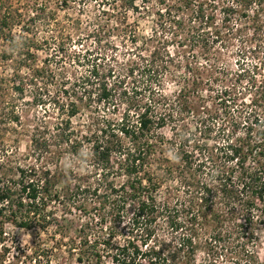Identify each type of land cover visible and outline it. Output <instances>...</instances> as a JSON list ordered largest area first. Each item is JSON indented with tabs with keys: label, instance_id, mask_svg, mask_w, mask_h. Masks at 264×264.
I'll use <instances>...</instances> for the list:
<instances>
[{
	"label": "trees",
	"instance_id": "trees-1",
	"mask_svg": "<svg viewBox=\"0 0 264 264\" xmlns=\"http://www.w3.org/2000/svg\"><path fill=\"white\" fill-rule=\"evenodd\" d=\"M97 3L92 34L119 30L127 50L69 87L49 56L38 65L43 46L33 34L49 17L37 10L22 22L0 8V62L10 72L0 97L27 94L44 110L29 135L40 164L11 177L0 162V242L9 225L58 232L55 250L64 247L63 262L75 264H264V0ZM248 29L254 46L239 50L237 71L207 58ZM5 105L3 118L25 128L24 110ZM89 109L93 120L76 129ZM25 256L47 257L39 246Z\"/></svg>",
	"mask_w": 264,
	"mask_h": 264
},
{
	"label": "rangeland",
	"instance_id": "rangeland-1",
	"mask_svg": "<svg viewBox=\"0 0 264 264\" xmlns=\"http://www.w3.org/2000/svg\"><path fill=\"white\" fill-rule=\"evenodd\" d=\"M63 1L0 0V8L18 11V14L22 16V22L29 20L37 10L43 15H47L46 19L49 17L50 25L48 26L43 21L45 17L41 16L33 34L39 41V44L43 46L39 52L38 65L40 66L42 61L49 56V63L59 80L71 79L70 83L66 85L69 87L75 77L78 78L89 73L91 66L94 64L106 66V63H108L112 56L117 57L122 62L124 59L123 53L127 50L128 42L121 39L119 30L113 32L111 37H101L99 35L98 37H94L92 31L95 25L93 23L101 18L99 13H97V8H99L98 0H85L83 2L82 0H70L69 7H65L62 3ZM129 17L132 20L134 19L132 14ZM221 19L222 15H218V22ZM219 24L221 25V23ZM149 25L148 19L140 20L141 31H146L147 33ZM252 38L253 29L244 30L241 34L235 35L227 47L222 48L219 47L218 43L215 44L210 49L209 57L207 58L213 60L216 56L217 59H220V64L228 66L231 72H235L240 67V62H238L241 59L239 50H242L244 46L246 49L248 47L252 48L254 46ZM47 42L51 45H48ZM120 73L122 74V72ZM2 77L9 78L10 72L0 62V78ZM126 83L128 86L133 85L130 79H126ZM167 89L168 92H171L176 89V85L169 84ZM238 91H242V88L239 87ZM29 98L27 94L19 99L18 97L15 98L14 92L6 94L7 100L12 99L16 102L15 106L19 112L24 110L21 122L25 124V128H22L19 123L4 119L0 111V162H3L7 169V174H10L11 177L15 176L16 168L19 166L26 167L32 164H40V161H36L37 155L34 154L31 148L29 135L33 115L37 110L40 113L44 112V110L30 106ZM248 98H250V95H248L246 100ZM6 99L0 97V108L3 106L8 107L5 105ZM242 100L240 99V102ZM47 107L51 108L49 105ZM93 110L89 109L84 114H80L73 120V126L78 130L84 131L91 123V120H93ZM112 112V109L111 112H108L104 111L103 108L100 111V113L106 114L109 118L120 116ZM167 133H169L168 129H166ZM65 160L63 159L62 162H65ZM86 164L87 161L83 162L82 166L79 167L78 173L80 175H86ZM52 207L55 209L56 205H52ZM55 210L60 216L58 208ZM5 233L4 241L0 242V264H34L29 258H26L25 253H31L38 246L45 250L47 256L43 258L45 264H75L69 261L63 262L65 258L62 252L65 250L64 247H62V250H55L57 248V240L61 236L58 232H54V230H50L49 232H34L8 225ZM71 234H74V232ZM259 237L257 252L260 259L264 262V232H260ZM54 250L55 252H53Z\"/></svg>",
	"mask_w": 264,
	"mask_h": 264
}]
</instances>
